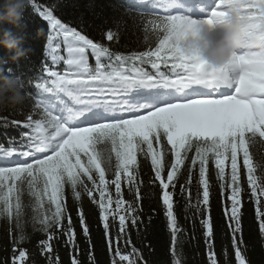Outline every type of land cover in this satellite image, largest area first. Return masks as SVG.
<instances>
[{
	"label": "snow or ice",
	"instance_id": "obj_1",
	"mask_svg": "<svg viewBox=\"0 0 264 264\" xmlns=\"http://www.w3.org/2000/svg\"><path fill=\"white\" fill-rule=\"evenodd\" d=\"M149 3L154 13L145 31L155 33L158 43L154 48L131 54L116 53L105 42L62 23L51 8H35L54 33L48 37L51 62L63 63L64 70L46 66L47 79L35 84L38 92L34 114L23 122L11 121L13 126L28 131L21 134L18 143L13 141V146L0 144V218L14 222L16 232L11 239V264H24L28 257L27 251L19 248L28 240L21 219L25 187L33 201V226L39 224V230L47 234V239L38 242L42 255L53 251L50 241L55 236L51 233L54 227L62 229L67 237L66 246L79 251L70 216L67 229L62 227L67 212L66 186L78 206L82 234L89 246V264L96 262L82 206L84 194L98 206L110 251L114 241L128 237L129 222L133 227L143 224L145 218L140 215L143 181L139 179L138 153L150 157L154 177L149 184L159 181L163 190L162 202L173 245L178 243L180 232L174 211L178 188L181 197L187 193L186 210L193 208L201 217L208 259L210 264H217L212 242L210 157L220 181L225 180L226 161L230 160V183L219 186L221 195L230 189L227 196L230 207H225L224 215L238 264H249L241 235L242 196L246 194L240 182L241 155L264 238V177L256 175L257 167L250 153L257 138L264 140V48L245 44L228 64L214 67L181 46L182 38L194 32L198 24L223 22L229 7L245 14L246 37H258L264 25V0H149ZM103 35L107 42L118 39L113 30ZM37 114L38 119L34 118ZM162 137L171 146L173 157L166 175L163 149L154 146L160 145ZM193 149L195 155L191 157L187 179L179 183L189 160L188 153ZM113 154L115 171L109 183L107 174L113 166ZM197 164L196 203L192 204V172ZM122 182L127 184L132 200L123 198ZM112 186L115 200L109 191ZM97 191L99 199L94 195ZM45 198L49 207L54 206L50 214L45 211ZM146 219L150 225L152 217ZM172 251L176 255L175 248ZM115 256L119 259H111L110 264L129 261V255L121 254L119 247ZM71 264L81 261L73 258ZM173 264H181V260L175 259Z\"/></svg>",
	"mask_w": 264,
	"mask_h": 264
},
{
	"label": "trees",
	"instance_id": "obj_2",
	"mask_svg": "<svg viewBox=\"0 0 264 264\" xmlns=\"http://www.w3.org/2000/svg\"><path fill=\"white\" fill-rule=\"evenodd\" d=\"M3 0H0L2 3ZM41 10L51 8L53 15L60 19L62 23L76 27L84 34L97 41L105 42L116 53L131 54L133 52L146 51L154 48L158 43L155 33L145 31L150 26L147 21L152 18L154 9L150 7L149 0L139 3V0H32L28 10L25 11L21 21L22 27L15 28L9 23H0V30L10 29L14 33L22 32L25 36L23 47L30 48L31 51L25 58L18 61L10 59L12 53L3 46H0V59L7 61L0 64V69L5 73L19 77L24 85L25 91L29 94L26 101L16 107H0V144L5 147L13 146V141L19 142L21 134L28 129L20 126H13L11 121H26L27 116L34 114V106L37 99L38 89L36 83H41L47 79L45 68H51L57 71H63L64 65H53L49 48V35H54L48 21L44 20L35 11L36 7ZM42 29L43 34L37 37V30ZM107 30H113L118 34V39L113 42H107L104 39V33ZM61 54H64L63 52ZM90 62L94 63L90 57ZM149 70L150 67H149ZM34 118H40L34 115ZM5 121L8 126L5 127ZM158 149L162 147L165 154V175L173 159L170 145H167L166 138L161 139L160 145H154ZM250 153L253 157L254 166L257 167V176L264 177V140L257 138L254 145L250 147ZM195 155L194 149L188 153L189 160L186 161L182 170L179 183H184L188 176V170L191 167V157ZM240 166L241 185L245 189V195L242 196L243 216H242V239L245 248L246 259L249 264H264V238L259 231L258 220L255 215V202L250 197V189L247 185V171L243 167L242 155L238 158ZM139 179L143 181L141 193L140 215L145 218L143 224L133 227L129 222L128 237L118 242L114 241L113 248L110 251L107 241L104 237V231L99 220L98 206L93 203L86 194L83 195L82 206L86 215V220L90 226V235L94 244V256L96 264H110L111 259L118 260L115 256V249L119 247L121 254L129 255V261L120 262V264H173L175 259H180L181 264H210L208 259V249L205 242L204 229L200 223L201 217L195 209L187 208V193L184 197L177 194L174 196V211L178 219V243L173 245L172 234L167 227L165 216V206L162 202V188L159 181L149 184V180L154 177V171L151 166L150 157H145L143 153H138ZM198 164L192 172L193 183L191 186V203H196ZM115 171V158L113 154V166L108 170L107 179L109 183L113 179L112 173ZM230 160L226 161L225 180L217 179V170L210 157L208 165V176L211 184L210 189V208L214 224L213 251L216 253L217 264H237L235 259V249L231 243V231L228 228V221L224 215L225 207H230V201L227 196L230 189H226L224 195H221L220 183H230ZM86 179V178H85ZM87 182V181H86ZM89 186H91L90 182ZM202 193V187L199 189ZM109 191L115 195L114 186ZM122 193L125 200H132L133 197L128 192L127 184L122 182ZM99 199V192H94ZM65 204L67 205L66 217L63 220L62 227L67 229L70 216L76 232V240L79 245L77 251L71 245L66 246L67 237L63 234L60 227L51 229L54 233L52 244V253L42 255L38 245L39 241L47 239V234L40 231V225L33 226L32 217L35 214L32 207L33 201L27 194L22 197L25 234L28 240L22 243L19 248L27 251L28 257L24 264H71L73 258H78L81 264H89V246L85 243L82 234V226L78 219V206L72 198V192L66 186L64 194ZM115 207V205H113ZM45 211L49 214L54 211V206L49 207L45 198ZM151 216L150 225L147 217ZM118 223V221H117ZM147 226V227H146ZM116 229L113 228L112 235L115 236ZM14 222L5 218H0V264H11L13 256L12 236L15 235ZM130 241V242H128ZM175 248L176 255H173ZM135 249V253H133ZM18 255V251L16 253Z\"/></svg>",
	"mask_w": 264,
	"mask_h": 264
},
{
	"label": "clouds",
	"instance_id": "obj_3",
	"mask_svg": "<svg viewBox=\"0 0 264 264\" xmlns=\"http://www.w3.org/2000/svg\"><path fill=\"white\" fill-rule=\"evenodd\" d=\"M32 0H3L0 3V23H9L15 28L22 27V19ZM245 14L238 8L229 7L221 23L202 22L194 32L181 40V46L194 53L202 61L214 67H222L232 59L240 48L249 45L253 48H264V25H261L258 37L248 38L245 34ZM37 37L43 34L37 30ZM25 36L22 32L14 33L10 29L0 30V46L12 53L10 59L18 61L31 51L23 47ZM7 61L0 59V64ZM29 94L19 77L12 76L0 69V107L22 105Z\"/></svg>",
	"mask_w": 264,
	"mask_h": 264
},
{
	"label": "rangeland",
	"instance_id": "obj_4",
	"mask_svg": "<svg viewBox=\"0 0 264 264\" xmlns=\"http://www.w3.org/2000/svg\"><path fill=\"white\" fill-rule=\"evenodd\" d=\"M237 264H238V261H237Z\"/></svg>",
	"mask_w": 264,
	"mask_h": 264
}]
</instances>
